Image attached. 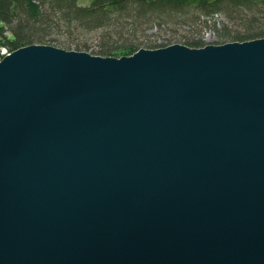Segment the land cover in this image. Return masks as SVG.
<instances>
[{
	"label": "water",
	"instance_id": "water-1",
	"mask_svg": "<svg viewBox=\"0 0 264 264\" xmlns=\"http://www.w3.org/2000/svg\"><path fill=\"white\" fill-rule=\"evenodd\" d=\"M0 264H264V36L5 55Z\"/></svg>",
	"mask_w": 264,
	"mask_h": 264
},
{
	"label": "trees",
	"instance_id": "trees-1",
	"mask_svg": "<svg viewBox=\"0 0 264 264\" xmlns=\"http://www.w3.org/2000/svg\"><path fill=\"white\" fill-rule=\"evenodd\" d=\"M39 3L37 0H0V49L11 53L30 44L50 43L48 36L55 19L62 21L61 25L70 35L76 28L101 30L99 49L95 52L100 56L136 50L134 40L119 45L111 41L113 37L120 39L124 29L134 34L138 27L147 24L160 27L170 22L181 26L187 23L186 17L190 21L204 19L201 22L206 23L214 15L222 14L227 23L218 30L225 41L264 36V0H92L89 5H80L79 0H39ZM245 11L249 15H244ZM210 23L215 28L216 23ZM235 25L242 29L233 30L231 26ZM182 42L194 48L203 45L200 38H183ZM164 45L147 43L151 48ZM57 46L71 49L64 43ZM83 47L75 44L73 49L82 51Z\"/></svg>",
	"mask_w": 264,
	"mask_h": 264
},
{
	"label": "rangeland",
	"instance_id": "rangeland-1",
	"mask_svg": "<svg viewBox=\"0 0 264 264\" xmlns=\"http://www.w3.org/2000/svg\"><path fill=\"white\" fill-rule=\"evenodd\" d=\"M91 1L92 0H79V4L89 5ZM37 3H39V0H37ZM244 15H249V13L245 11ZM186 18H185V21H187V23L181 24V26L173 25L170 22L160 27H158L156 24H147V25H142L138 27L137 31L134 32V34L124 29L121 32L120 39L119 37H113L111 41L114 40V42L117 45L135 41L134 44L136 46L135 45L134 46L136 50L135 51L131 50L129 52L125 51L122 54L119 52L118 55H115L112 57L132 55L140 48L157 49V48L165 47L173 43L185 45V43H183L182 40L183 38H188V37L200 38L203 42V45L201 47L207 44L220 45L225 42H230V41H225L218 30L220 25L227 23L226 18L222 14L214 15L212 17L213 19L211 21H207L206 23L201 22V21H204V19L203 20L196 19L194 21H190V20H187L188 18L187 19ZM61 22L62 21H58L55 19V23H54L55 25L51 28V34L50 36H48L51 39L49 41L50 43H47V44L44 43V44L51 45L57 48H61V47H58L57 45L64 43V45L66 46L69 45L71 49H64V48H61V49L69 50V51H76L73 49L74 45L80 44L82 45V47L84 46L83 47L84 49L82 51H77V52H86L92 55H98L95 52L99 49L100 40H101L100 39L101 30H95L92 32V31H87L84 28H76L75 30H72V34L70 35L68 32L65 31V27L64 25H61L62 24ZM210 22L216 23L215 28L212 27ZM59 24L60 26H58ZM227 26L230 28L229 25ZM231 27L233 28V30L242 29L236 25L231 26ZM117 38L118 40H116ZM131 40H134V41H131ZM57 41H59V43ZM147 43L148 44H151V43H155V44L161 43L162 44L163 43L166 45L151 48L147 46ZM38 44H43V43H38ZM185 46H188V45H185ZM191 48H194V47H191ZM0 54H1L0 60L5 55H7V54H4L2 49H0Z\"/></svg>",
	"mask_w": 264,
	"mask_h": 264
},
{
	"label": "built area",
	"instance_id": "built-area-1",
	"mask_svg": "<svg viewBox=\"0 0 264 264\" xmlns=\"http://www.w3.org/2000/svg\"><path fill=\"white\" fill-rule=\"evenodd\" d=\"M2 51L4 52V54H9V52L6 51V49H2Z\"/></svg>",
	"mask_w": 264,
	"mask_h": 264
}]
</instances>
